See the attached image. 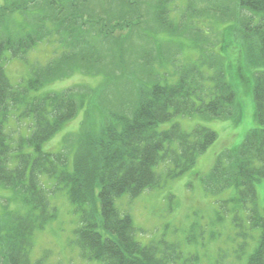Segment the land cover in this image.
<instances>
[{"label":"trees","instance_id":"trees-1","mask_svg":"<svg viewBox=\"0 0 264 264\" xmlns=\"http://www.w3.org/2000/svg\"><path fill=\"white\" fill-rule=\"evenodd\" d=\"M168 1L152 0L147 17L155 28L174 32L176 23L164 14ZM5 2L0 4V23L7 21L11 13L27 12L32 8L37 14V23L46 20L49 14L62 15L65 10L70 13V21L75 23L84 19L79 13V4L89 0H70V11L69 8L67 11L65 0ZM146 2L124 0L123 8L119 6L124 17L111 21L92 17L83 23L90 24L102 35L101 39L111 40L116 31L132 32L139 27L145 17ZM235 5L237 12L245 10L252 15L264 12V0H236ZM235 22L240 24L236 29L232 25L220 28L230 35L224 36L225 31L220 33L221 43L224 42L218 47L220 53H226L227 47L236 53L230 63L221 64L201 51L204 56L181 65L174 83L138 85L134 109L116 115L109 113L98 130L83 133L72 162L60 151L42 148L45 141L74 115L77 98L65 90H43L45 75L41 69L26 82L12 84L2 69L5 51L12 57L23 56L39 36L33 30L17 37L0 38V195H4L1 191L6 192V200L1 198L5 203L0 213V264H44V257L32 262L28 256L33 232L42 228L50 216L48 188L38 182L39 176L54 179L75 204L78 224L72 231L73 243L82 257L102 264H179L177 259L181 255L175 253L171 244L160 246L135 240L131 218L120 213L114 198L123 194L135 197L145 189L154 188L159 182L156 171L159 163H165L164 168L173 178L189 169L197 156L215 140L216 133L202 125L190 132L178 124L159 130L158 123L175 114H189L195 110L213 116L239 117L236 90L241 82L249 84L253 96L254 126L248 129L240 144L218 158L203 184L205 191L213 193L218 187L220 191L228 187L234 189L233 195L224 201L227 209L232 210L238 244L233 253L223 251L220 257L226 264H264V205L257 192L258 183L264 180V17L256 23L251 16L243 21L235 19ZM71 29L72 26L70 32ZM127 47L132 46L127 44ZM169 50L171 53V46ZM78 55L79 60L94 66L103 61L98 54L92 53L90 59L84 53ZM223 57L224 54L220 58ZM150 60L146 57L145 64ZM259 66L263 69H257ZM252 67L256 69L247 73ZM193 98H198L199 103ZM12 105L13 109L20 110L22 120L19 123L27 124L15 149H11L5 133L8 122L5 118ZM221 263L216 258L214 264Z\"/></svg>","mask_w":264,"mask_h":264},{"label":"rangeland","instance_id":"rangeland-1","mask_svg":"<svg viewBox=\"0 0 264 264\" xmlns=\"http://www.w3.org/2000/svg\"><path fill=\"white\" fill-rule=\"evenodd\" d=\"M5 1L0 0V4ZM123 1L89 0L81 3L78 10L84 19L75 23L70 21V13L65 9L59 16L45 12L49 14L48 18L37 23L33 8L27 12L11 13L7 21L0 23V38L8 35L17 37L33 30L39 36L23 56L12 57L5 51L2 69L12 84L26 82L41 69L42 75H45V83L41 87L43 90H65L77 98L74 115L45 141L42 148L64 153L70 162L76 156L77 144L81 141L79 137L83 133L98 130L108 119L109 113L116 115L134 109L138 85L149 86L155 82L168 81L174 83L181 65L204 56L201 51L215 57L221 64L230 63L236 53L231 47L226 48V53H220L218 47L224 43H221L220 33L225 31L220 30L221 26L232 25L236 29L240 24L235 19L243 21L246 16L253 18L249 11L237 12L236 0H217V4L223 6V17L210 13L211 8H208L209 12L205 9L207 0H172V3L170 0L165 3L164 14L176 23L174 32H171L155 28L153 21L147 17V11L153 5L152 0H147L143 9L145 17L139 29L132 32L116 31L111 35V40L101 39L102 35L90 24L83 23L92 17H103L106 21L124 17L120 9ZM65 2L67 11L68 8L70 11V0ZM210 4L208 2L205 5ZM257 14L254 22L264 17V12ZM224 36L230 35L225 31ZM127 44L132 47L128 48ZM79 52L86 54L89 59L92 53L98 54L103 61L94 66L79 60ZM146 57L151 60L145 64ZM255 69L252 67L247 73ZM257 69L263 68L259 66ZM236 92L240 106L238 118L213 117L204 111L195 110L189 114L178 113L170 120L158 123L159 130L175 123L189 132L196 125H204L216 133V139L180 176L171 177L168 169L164 168L165 163H159L156 166L159 182L154 188L145 189L135 197L123 194L114 198L120 213L130 216L135 240L142 244H171L175 253L181 255L177 259L179 264H214L216 258L218 263L226 264V260L220 257L221 253H233L238 241L234 235L232 210L227 209L228 204L224 201L233 195L234 189L228 187L220 191L218 187L214 193L203 189V179L217 158L224 151L240 144L248 129L254 126V100L249 84L239 83ZM193 99L199 103L198 98ZM12 107L5 118L8 121L5 133L10 139L7 142L11 149H15L19 137L26 132L27 124L23 121L19 123L22 120L20 110ZM38 179L40 184L48 188L47 211L50 216L42 228L33 232L28 253L30 260L35 262L44 257V264H102L82 257L73 243L72 231L78 224V212L67 192L48 176H39ZM257 190L264 205V180L258 183ZM1 193L4 194L0 195L2 214L5 202L1 198L6 200V192ZM241 216H244L243 212Z\"/></svg>","mask_w":264,"mask_h":264}]
</instances>
